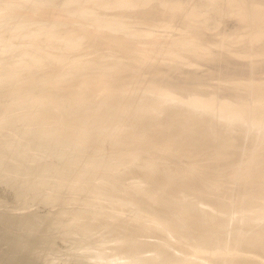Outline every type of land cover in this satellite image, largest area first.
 I'll return each instance as SVG.
<instances>
[{
	"label": "bare ground",
	"instance_id": "obj_1",
	"mask_svg": "<svg viewBox=\"0 0 264 264\" xmlns=\"http://www.w3.org/2000/svg\"><path fill=\"white\" fill-rule=\"evenodd\" d=\"M93 1L92 3H94ZM146 1H152V9L142 12L143 14L136 15L135 13L123 11L111 14L127 19L135 17L151 19L157 18L159 15H171V10L164 9L162 7L163 5H167L170 8L175 6H184L187 9L186 17L179 22H183L185 26L190 27L194 24L198 16L204 15L203 21L209 22V24L205 25L211 26L212 24L210 23L219 19L217 16L218 13H209L210 10L214 9L218 10V12L224 11L229 14L231 12L236 13L239 16L246 14V19H249L252 23L253 36L258 37L264 35V0H117V2L123 3H141ZM36 4L39 5L40 3L36 2ZM62 6L63 4L59 7ZM117 6L119 7V5ZM91 11H93V9ZM98 12L101 13L102 11ZM111 14L108 16H112L110 18L114 19L115 17ZM100 15H96L95 17H101L102 15ZM103 16H105V14H103ZM42 19L45 20V18ZM25 20H23V22H25ZM39 20L41 22V19H38V21ZM232 20L235 19L232 18ZM117 21L119 20L117 19ZM230 21L231 20H229V22ZM40 22L38 24H40ZM44 22L42 21L41 23ZM106 22L105 23L108 24L111 21ZM232 22L230 25H234ZM56 23L58 28H60L57 21ZM35 24H37V22ZM121 24H123V21ZM206 26H203V28H210ZM172 27L174 26L172 25ZM192 27L195 28V26ZM62 28L63 27H61L60 30ZM64 28H67V31L65 30L66 32H63L68 35V40L77 38L81 40L80 45L90 44V46H88L91 48L90 51L96 48L98 51V46H101V36H97L94 40H92V42L88 43L89 40H85L83 33L80 29H78V27H70L71 29L69 27ZM201 28L195 29L202 34L203 28L202 30ZM39 29L41 28L39 27ZM214 29L218 30L217 28ZM33 31L35 32V30ZM168 31L169 30H167V32ZM195 35L197 36L198 34ZM229 38H227L228 44L230 43ZM211 39L213 40V38ZM178 41L179 39L176 42L178 43ZM190 41L192 40L190 39ZM198 41L200 40L198 39ZM187 42L188 41H186V43ZM226 42L224 40L222 45ZM209 45L210 44H208V46ZM121 47L124 49L130 48L127 43L121 44L120 47L115 46L114 48L116 49ZM215 47H218V44L217 46L215 45ZM252 49L255 50L254 48ZM20 50H23V47L22 49L20 48ZM29 50L30 52L27 51V53H25L24 51L25 54H22L24 57L26 54V56L29 55L27 58L25 57L23 61H14V59H12L10 62L3 63L2 60L4 57H0V95L10 94L8 95L10 97H12L11 95H14L12 100L7 99V101L4 100L5 102L0 104V110L4 107H6V109L9 108L8 106L11 107V105H13V103L15 104V102L25 103V105L27 103H32L36 108L34 111L31 110L32 112L27 110L28 112L26 114L22 113L20 116L11 115V118L6 116L7 119L4 117L6 120L3 122H5V124H13V126H16L24 120L29 122L28 120L44 119V122H47L48 125L43 122L47 126H40V128L36 129L32 128V130L27 131L22 130L23 132L21 131V134L18 131L21 136H19L20 138L16 136L18 138L16 139L15 137L14 139L16 140H13L11 137L0 138V181L13 186L17 193L21 194L26 189H29L28 187L31 185L32 187H40L39 185L43 183L45 184L46 181H48L40 179L36 176L37 172L39 173L43 170L51 171L52 176L54 178H58V183L67 178L87 181L93 177L92 172L94 169L96 170L99 167H103L105 170H115L120 162L126 163L128 161L135 160L139 162L137 164H140L139 168L132 169L128 172V174L130 173L136 177V184L135 186L133 184V187H136L153 199H156L159 195V197H161V203L159 206H154L150 199L136 193L134 188L125 187L123 186V183L121 184L118 182L122 180L123 175H116L115 173H109L106 171V179L103 178L104 181L102 183H97L98 185L94 186L95 190L103 195L118 200L119 204L127 205L136 213L137 216L141 215L144 210L148 211L150 213V215H148V219L150 220L149 224H141L140 222V225L122 222L117 225L112 223L109 226L102 227L104 223H110L109 220H107V216H105V218L103 215V218L100 219L94 218L87 212L88 210H81L82 208L74 209L71 212H55L54 214L47 216V221H43L39 215L34 213H23L18 215L0 213V249L3 250V252H0V264H93L91 262L92 260L98 261L99 263L97 262V264H219L221 259L216 258L213 255V252L216 251V248L218 247L235 250L238 246L243 245L242 243L251 244L257 248L264 246V216L263 218L260 216L264 213V204L261 203L262 205H259L263 208L261 209L259 207V210L263 211L261 214L259 212L255 213L254 210H249L252 203L255 202L254 197L256 196L254 195L256 193L258 194L260 190L263 194L264 189L262 191V187L264 186L257 187L258 189L249 190L248 188L251 185L250 182H253L255 178L259 179L260 176L264 175V168L263 170H257V168L264 167V81L246 79L240 81V83H242L247 90V93L245 92L246 95L243 92L246 97H249L247 94H253L252 96L254 100L255 98L257 99L259 94H263V97L259 95L258 104L254 106L251 103V96L249 97L251 100L250 102L249 100L247 101L242 99L244 96L243 93L242 98H240L241 94L239 93L237 96L235 91H232L233 93L224 92L223 94L225 95H217L213 93L214 91L202 93L200 90L199 92V89H197L199 86L196 84L200 79H206L207 76L204 75V77L201 75L202 73L199 74L196 71L186 72V69L184 72L187 74L183 73V75H181L179 73L182 72H179L177 67L157 69V76L166 72L165 75L162 76L163 79L160 78L162 83L156 84L155 81V84H151L150 82L145 86H141L139 82L137 84H133L131 82V78L123 77L122 74H119V71L122 70L120 69L121 66H124V63L126 62L117 59L115 56L109 58L108 55H104L95 59L96 65L90 67L91 69L74 71L73 68L75 65H71V63L69 65L67 64V61L70 58H67L68 56L57 50H42L41 52H31V49ZM220 54L222 55V53ZM243 55L241 54V56ZM69 56L71 57L70 54ZM131 56L137 57L134 54H131ZM71 60L69 61L72 62ZM252 60L254 62V58ZM74 61L76 60H73V62ZM243 61H238L234 58L226 56L223 57V63L225 62V66L222 63H218V65H223L224 67L221 66V68L218 67L217 69L216 66L215 70H218L216 72L221 74L223 77H228L230 74L233 75L232 73L243 75L245 73L252 72L254 69L258 68V65L261 67L260 65L262 64L261 62H257V66L254 64V66H251L249 63L252 61H248V63H246L247 60L245 62ZM127 63H129L128 66L125 67V65L124 68L123 66L122 68L130 72V69L133 66L131 63L133 62ZM215 65L217 64L215 63ZM262 65L264 66V63ZM263 66L262 68L264 69ZM113 69H115V71ZM258 69L260 70V68ZM112 70L114 71V75L115 72L118 74L116 77H110ZM39 71H42V73ZM256 71L255 73H257ZM118 81L121 83H117ZM187 81L189 84H192V82L194 83L192 85L193 88L192 86L191 88L188 86ZM26 83L28 84L27 88L21 87ZM194 86L197 88L195 89ZM172 88H175L176 91L178 89V91L174 92ZM187 89H189L188 93H190V90L192 89L193 91L195 90V94H193V92L191 94L186 93L184 90L187 91ZM196 90H198L200 95H196ZM93 92L100 93V95L102 94V97L100 96L101 99L94 103L89 101L90 94ZM246 97L244 98L248 99ZM8 110H10V108ZM42 111H44L43 116L45 118L42 117ZM123 113H126L127 116L125 120L121 122L123 123L121 130L126 132L122 134L123 136L119 135L115 142L122 145L132 146L134 147L133 151L121 153L113 158H107V156L90 158L86 156L82 157L77 154L75 150V140H78L80 137L92 138L95 134L98 135L106 132L110 127L111 121L113 119H116V121L120 120ZM7 115L10 116L9 114ZM108 131H110V129ZM184 138L186 140H184ZM237 142H239V144H247L248 142V147H250L252 151L251 158L258 160L259 162L255 167L257 171H246L247 175L242 176V178L248 177L250 180L254 178L250 182H248L249 180L247 178L248 181H245V183L248 182L247 184H249V186L247 188L243 187V191L241 189V191L244 192L250 200L243 194L241 198L242 201L243 198H246L248 201L246 203L243 202L244 204L237 205L242 208L243 206L241 205L248 206V204H250L249 209H247L248 207L245 208V206L244 208L247 209L249 213L252 211L254 215L257 214L260 217L255 218L253 214L250 216L248 211L245 209L242 208L245 210L244 212L242 209H239L242 210L243 213L239 210L237 211L241 214L238 213V215L236 213L235 221L228 230L221 228L220 225L228 217L229 213L226 210L229 209V203L220 202L207 194L209 187L212 184H209L210 186L205 188L200 181V179H203L204 177L198 175H193L192 177L190 175L188 177L186 175V169L192 168L194 170V166H192L191 163L187 162L186 164L182 163L179 165L178 161V163L175 162L173 165H169V162L167 165H159L161 163L158 164V162L154 163L146 161L150 156L160 152V149L166 145H172L175 147L190 145L196 149H206L216 145H223L226 147H228L227 145H231L232 147V144H235L233 147L236 145L238 147V144H236ZM245 146L247 145H244V147ZM29 147H32L33 149L35 148L40 152L31 154L28 151ZM239 148L240 147H238V149ZM225 151L226 150L222 153L227 155L232 153L228 150L226 152ZM235 152L237 153V151ZM231 155L229 154L228 156ZM167 156L168 160H172L173 157H175V155L173 156L172 154ZM236 157L238 158L239 156L237 155ZM74 166L79 167L77 169H73ZM21 173L28 175V179L24 182H19L20 180L18 181L17 174ZM53 177L51 179H53ZM53 181L51 184L56 182L54 181L53 183ZM260 181L261 180L256 182L254 181V183H260ZM257 184L255 186H257ZM67 185L70 186L71 190L73 189L71 186L72 184ZM51 188H53V186ZM241 191L239 194L242 193ZM252 193L254 194L252 195ZM263 196L264 194L260 196L261 199H263ZM261 199L256 198V202H258L257 200L260 202ZM262 202H264V199ZM256 204L253 203L255 207ZM216 208L221 211L218 212L219 210H216ZM223 212L224 214L221 215ZM187 215H194L196 218L194 220L192 219L190 223H187L183 219L184 217H187ZM74 217L82 218L83 223L73 222ZM208 217L211 220L218 222L219 225L212 226L213 224L207 222ZM136 221L137 223L139 222L135 219V222ZM142 223H145V221ZM6 226L21 228L23 229V232L16 233L9 231L6 229ZM152 226H157L162 230L161 233H156V235L154 234L156 238H152V236H150L155 231L152 230ZM41 230L47 231L50 237H41L37 235V232ZM119 234H126V238H121L119 241L114 239L115 242L110 245L94 243V241L98 238H112L119 236ZM56 237L63 241L62 245L57 244L55 241ZM141 250L144 251V253L143 251L141 252L143 253L142 255L139 253ZM236 253L237 251L235 254ZM229 263L263 264L260 260L256 261V259L251 260L244 257L236 260L230 259Z\"/></svg>",
	"mask_w": 264,
	"mask_h": 264
},
{
	"label": "rangeland",
	"instance_id": "obj_2",
	"mask_svg": "<svg viewBox=\"0 0 264 264\" xmlns=\"http://www.w3.org/2000/svg\"><path fill=\"white\" fill-rule=\"evenodd\" d=\"M32 1H35V2H32ZM39 1L40 0H37V1L36 0H0V57H4V59L2 60L3 63L10 62V61H12V59H14V61H21V60L23 61L25 59V57L27 58L29 55L26 56L27 55L26 54L24 57L22 54L27 53V51L30 52L29 49H31V52H37V51L41 52L42 50H53V51L57 50L60 53H63L66 56H68L67 58H70L69 60L72 59L71 60L72 62H73V60H76L73 63L70 62L69 60L67 61L68 65L70 63H71V65L72 64L75 65L73 68L74 71H82V70H89V69H91L90 67H93L94 65H96L95 64L96 58H100L104 55H108L109 58H112L113 56H115V57H117V59H119L123 62H126V63H124V66L126 65L125 67H127L129 64L127 62H133V63H131L133 66L130 69V72L127 70H124L123 65H122L123 68H122V66L120 68L122 70L119 71V74H122L123 77L131 78V82L133 84H137L139 82L141 84V86H145L147 83H150V82H151V84L152 83L155 84V81H156V84H160V83H162L160 80L163 79L162 76H164L166 72L161 73L160 75L157 76L156 70L157 69H167V68H171V67H177L178 71L182 72V73H179L181 75H183V73H185L184 71L187 69L186 72L187 71L188 72L196 71L199 74L202 73L201 74L202 76H204V75L207 76L206 79H202L203 81L200 79L197 82L196 85L199 86L198 88L195 87L196 85L194 86L195 89L196 88L199 89V92H200V90L202 93H208V92L214 91L213 93H215L217 95H225V94H223L224 92L228 93V92H232V91L234 92L235 91L236 95L237 94L239 95V93L241 94V97L239 96L240 98H242L243 92L247 93L246 88L243 86L242 83H240V81L245 80V79L246 80L264 81V69L262 68V66H263L262 64L264 63V62H262V61H264V35L258 36V37L253 36V34H252V23L249 19H246V16H247L246 14H243V16L240 15L241 16L240 17L236 13L231 12L232 14L231 13L229 14V13L224 12V11L218 12V10L212 9V10H210L209 13H216V14L218 13L217 16L219 19L217 21H214L213 23H210V24H212L211 26L207 25L210 28H203V26H206L205 24H209V22L203 21L204 15L198 16L196 18L194 24L191 25L190 27H187L183 24V22H179L184 17H186L187 9L184 6H175V7L170 8L167 5L166 6L163 5L162 7L164 9H166V10L170 9L171 10V15L170 16L159 15L157 18H151L152 19L151 20L150 18H147V17H146L147 19H144L141 17H135V18H130V19H127L124 17L121 18V16L117 17L116 15L114 16L111 13L123 11V12L135 13L136 15L143 14L142 12H146V11L152 9L151 8L152 7V4H151L152 1H146V2H141V3L140 2L123 3V2H117V0H114V1L113 0H94V1L93 0H66V1L65 0H63V1H61V0H57V1L41 0L40 2ZM60 1H61V3H60ZM92 1L94 3H92ZM36 2L40 3L41 5L36 4ZM45 2H47V3H45ZM34 3H35V5H34ZM42 3H44V4H42ZM59 3H60V5H59ZM56 4L59 6H61V4H63V6L59 7ZM98 5L101 7H99ZM117 5H119V7ZM91 8L93 9V11H91L92 10ZM129 8H130V10H129ZM88 9H90V10H88ZM98 11H102V12L99 13ZM90 12H93V13H90ZM106 13L108 15H110V14L113 15L115 18L114 19L110 18L112 16H108ZM103 14H105V16H103ZM182 14H183V16H182ZM247 14H249V13H247ZM96 15H98V16L100 15L101 17H98V16L95 17ZM107 16H108V18H107ZM24 18L25 19L27 18V19L25 20ZM36 18H37V21H36ZM42 18H45V20ZM46 18H48V19H46ZM232 18L235 20H232ZM38 19H41V22L42 21L46 22V20H47V22H46L47 24L45 22H44L45 24L41 23L40 20L38 21ZM117 19L121 22L117 21ZM23 20H25V22H23ZM51 20L53 21V23ZM102 20H105V21H102ZM168 20H169V22H168ZM229 20H231V21L229 22ZM49 21H50V24H49ZM56 21L58 22L60 28L63 27L61 30H60V28H58ZM106 21H108V22L111 21V22H109L108 23L109 25H108V24H106L107 23ZM122 21H123V24H121ZM36 22H37V24H35ZM39 22H40V24H38ZM228 22H229V24H228ZM231 22L234 25H230ZM172 25L174 27H172ZM45 26H46V28H45ZM56 26H57V28H56ZM75 26L81 30V32L84 35L85 40H89L88 43L92 42V40H94L97 36L102 37V43H101V46H98V51H97V48L90 51L91 48L88 47V46H90V44L80 45L81 40H79L77 38H74L76 40H74V39L68 40V35L66 33H64L67 31V28H64V27L75 28ZM192 26H195V28H201L202 27L203 28L202 34H200L199 31ZM39 27L41 29H39ZM34 28L38 29L39 31L34 29ZM202 28H201V30H202ZM214 28H217L218 30H216ZM205 29H207V30H205ZM29 30H30V32H29ZM33 30H35V32ZM167 30H169L168 32H171V33H168ZM55 31H57V32H55ZM61 32H62V34H61ZM189 32H191V33H189ZM192 32H193L194 36L192 35ZM58 33H60L61 35ZM195 34H198L197 35L198 37ZM190 36L193 38H191ZM202 36H204V37H202ZM216 36H218V37H216ZM229 36L231 39L229 38ZM209 37L213 38L214 41ZM29 38H30V40H29ZM196 38H198L202 42L198 41V39H196ZM200 38H202L204 40V42ZM206 38H208V39H206ZM227 38H229V42H230L229 44H228ZM178 39H179V41L177 43L176 41ZM182 39H184V40H182ZM190 39L192 41H190ZM195 39L198 43L195 41ZM66 40H68V41H66ZM77 40L79 41V44H78ZM206 40L207 41L209 40V41L207 42ZM224 40H225V42L227 40L226 43L228 44L229 48L227 47L226 43H223V45H222V42H224ZM70 41H72V42H70ZM76 41H77V43H76ZM186 41H188L187 42L188 44L186 43ZM215 41L218 43H216ZM205 42H207V43H205ZM212 42H215L216 44L212 43ZM247 42H249V43H247ZM24 43H27L28 45L24 44ZM123 43H127V45L130 46V48H126V49H124L123 47L116 48V49L114 48L115 46L120 47V45ZM200 43H203V44H200ZM22 44H24V45H22ZM75 44H77V45H75ZM179 44H180V46H179ZM208 44H210V45L208 46ZM217 44H218V47H215V45L217 46ZM247 46H249V47H247ZM22 47H23V50H20V48L22 49ZM26 47L28 48V50ZM245 47H246V49H245ZM252 48H254L255 50H253ZM216 49L217 50L219 49L218 53H217ZM24 51H25V53H24ZM66 53H69L71 55V57L69 56V54H66ZM220 53H222V55ZM131 54H134L137 57H133V56H131ZM241 54L242 55L244 54L245 56L244 55L241 56ZM72 56H74V57H72ZM219 56H221V57H219ZM226 56L234 58L235 60H238V61H243L245 58V60L243 62H245L246 60H247L246 63H248V61L249 62L252 61L251 63H249V65L251 64V66H254L260 62L262 64L260 65L261 67H259V65L258 66L256 65L258 68H260V70L256 67L257 69H254V71L245 73L243 75L238 74V73H232L233 75L230 74V75H228V77H223L221 74L216 72L218 70H215V69H216V66H217V69H218V67L221 68V66H223V65H218V63L224 64L225 62L223 63V57H226ZM251 58L252 59L254 58V62ZM220 59L222 62L220 61ZM211 62H212V64H211ZM156 63H158V64H156ZM215 63L217 65H215ZM224 66H225V64H224ZM190 68H193V69H190ZM113 70L115 71V69H113ZM113 70L111 71L112 74L110 73L111 74L110 77H114V76L116 77V75H118V74H116V72L114 75ZM256 70H259V71H256ZM255 71L258 73V75H257V73H255ZM39 72L42 73V71H39ZM250 73L252 74V76ZM185 74H187V73H185ZM234 75H235V77H234ZM247 75H250V76H247ZM232 79H234V80H232ZM114 81H115V79H114ZM188 81H187V83H188ZM204 81H206V82H204ZM117 83H121V82L118 81ZM190 84L188 83V86H190V88H191V86L194 83L192 82V84L191 85ZM27 85L28 84L26 83L25 85H22L21 87L27 88L28 87ZM67 88H70V87H67ZM192 88H193V86H192ZM172 90L174 92L178 91V89L176 91L175 88H172ZM180 91H183V90H180ZM184 91L186 93H188L189 89H187V91L186 90H184ZM194 91L192 89V90H190V93H188V94H191L192 92H193V94H195ZM196 91H197L196 95H198V94L200 95L198 90H196ZM244 93H243V95H244ZM246 93H245V95H246ZM8 95H10V94H8ZM8 95H0V104L5 102L4 100H6V101H7V99L12 100V97L14 95H11L12 97H10ZM245 95L243 96L242 99L247 100V101L249 100V102H250L251 101L250 98H251L252 99L251 103L254 106H256L258 104L259 95L263 97V94L262 95L257 94L258 95L257 99L255 98L256 100L255 99L253 100V96H252L253 94L252 95L247 94V96H249V97L251 96L250 98L246 97ZM100 96L102 97V94L100 95V93L93 92L92 94H90L89 101L90 102L92 101L93 103L97 102L101 99ZM244 97H246L248 99H245ZM255 97H256V95H255ZM255 102H257V103H255ZM26 105H25V103H16L15 102V104L13 103V105H11V107L8 106L10 108V110H8L9 108L6 109V107L1 108L0 118H1L2 122L0 120V132H1L0 138L11 137L13 140H16V139L20 138L19 136H21L20 134H21L22 130L27 131V130H32V128H34V129L40 128V126L44 127V125H45L44 123H46L48 125L47 122H44L45 121L44 119L28 120L29 122L24 120V121H21L20 123L18 122L19 124H17L16 126H13V124H5V122H3L4 120L7 119V117L11 118L13 115L14 116H20V115H22V113L26 114L28 111L32 112L36 108L35 105H33L32 103H30V104L27 103ZM12 106H13V108H12ZM43 112L44 111L41 112L42 117L45 118L43 116ZM7 114H9L10 116H8ZM126 116H127V114L123 113L120 120L116 121V119H113L114 121L113 120L111 121V123H110L111 128L109 127L110 131H108L109 130L108 129L107 130L108 132L106 131V132L100 133L98 135L95 134V136H93L92 138L91 137L90 138L89 137L88 138L80 137V138H78V140H75V142H76L75 150H76L77 154L81 155L82 157L86 156V157H90V158H95V157H99V156H103V157L107 156V158H113L115 156H118L121 153H128L130 151H133L134 147L128 146V145H122V144H119L118 142H115V140L119 137V135L123 136L122 134H124L126 132V131L124 132L121 130V127H123V123H121V122L123 120H125ZM4 117H6V119ZM23 122H25L26 124ZM41 124H43V125H41ZM26 125L30 126L31 128L27 127ZM37 125H39V126H37ZM47 125H45V126H47ZM20 126H22V127H20ZM19 127H20V129H19ZM18 131L20 134L18 133ZM101 134L103 135V137ZM15 137H16V139H14ZM184 140H186V139L184 138ZM236 144H238V147H240L239 149H238L237 145L233 147V145H235V144H232V147H231V145H227L228 147L223 146V145H216V146L209 147L206 149H196L190 145H182L180 147H175L172 145L171 146L166 145L160 149V152H158L157 154H155L153 156H150L148 158V160H146V161L154 162V163L158 162V164L161 163L159 165H167L169 163H170L169 165H173L175 162L178 163V161H179V165H181L182 163L186 164L187 162L191 163V165L194 166V170L192 168L186 169V171H185L186 175L188 177L190 175H191V177L193 175L194 176L198 175V176L204 177L203 179H200V181H201V184L205 188H208L210 186L209 184H212L209 187L207 194H209L211 197L219 200L220 202L229 203V209L226 210L229 213V214L227 213L228 217L220 225L221 228L228 230L231 228L232 224L235 221L236 213L237 214L239 213L237 211L239 209H242V208L245 209L246 207H248L247 209H249L250 204H248V206L247 205H241V206H243L242 208L239 207V205H237V204H244L248 201L247 199H249V198L247 197V195L244 194V192H242L243 187L247 188L249 186V184H247V183L252 181L254 178L252 180H250L247 177L249 180L248 181L247 178L243 177L244 178L243 179L242 176L247 175V172L257 171L260 169L263 170V168H264V167H260V168H257V170H256L255 167L258 165L257 163H259V162H258V160L251 158L252 157L251 156L252 151H251V148L248 147V145H249L248 142H247V144H244V143L241 144L240 143L241 144L240 145L239 142H237ZM244 145H247V146L244 147ZM186 146H188L189 148ZM221 146H222V148H221ZM229 146H230V148H229ZM235 147H237V148H235ZM225 148H227V149H225ZM231 148H233V149H231ZM162 149L164 150V152ZM224 150H226V151L228 150L229 152H232V153L234 151L235 154L239 153V154H237L239 157L237 158L236 157L237 155H235L234 153L233 154L235 156L232 153H229L230 155L231 154L232 155L228 156L229 154L227 155L225 153H222V152H224ZM28 151L31 154H34V153L36 154V153L40 152L39 150H36L35 148L33 149L32 147H29ZM235 151H237V153ZM169 152H172V153H169ZM163 153H165V154H163ZM171 154L173 156L175 155V157H173L174 160L173 159L168 160L167 155H171ZM233 156H234V158H233ZM165 159H166V161H165ZM234 159H236V160H234ZM228 160H230V161H228ZM138 163L139 162L135 161V160L128 161L126 163L120 162L117 165L118 169L116 168L115 170H110V171L105 170V168H103V167H101V168L99 167L96 170L95 169L93 170V172H92L93 177H91L87 181H85V180H74L72 178H67L64 181H61L58 183V178L57 177L54 178L51 174V171L43 170V171H40L39 173L37 172L36 176L40 179H44V180H48V181H46L45 184L43 183V184L39 185L40 187H36V186L32 187V185H31L28 187L29 189H26L21 194L17 193L16 189L13 186H11V185L3 182V181H0V213L14 214V215L23 214V213H34V214L39 215L43 221H47L46 220L47 216L50 214H54L55 212H59V211L71 212L74 209H81L82 208L81 210H88L87 212L94 218L100 219V218L107 216V220H109L110 223H104V225H102V227L103 226H109L112 223L117 225V224L122 223V222H128V223H133V224H140V222H141V224H149L150 220L148 219V215H150V213L148 211L144 210V212H142L141 215L137 216L136 213L133 210H131V208H129L127 205L119 204L118 200L111 198V197H108L106 195H103V194L97 192L94 188L95 185L102 183L104 181V179H106V176H105V175H107L106 171L109 173H115L116 175H123L122 180L118 181V182H120L121 184L123 183L124 184L123 186H125V187L134 188L136 193L143 195L147 199H150L151 202H153L154 206H159L161 203L160 202L161 197H159V195L157 196L156 199H153L152 197H149L147 194L141 192L136 187H133V184H134V186L136 184V177H134L130 173L128 174V172L131 171L132 169L139 168L140 164L137 165ZM126 165H127V167H126ZM78 167L79 166H74L73 169H77ZM226 167H228V168H226ZM253 168H255V169H253ZM207 170H209V171H207ZM196 172H199V173H196ZM156 174H159V173H156ZM11 175H14V174H11ZM17 176H18V181L20 180L19 182H21V181L24 182L28 179V175L25 173L17 174ZM52 177H53L54 181H56L55 183H54L53 179H51ZM51 180L53 181L54 184H51V182H52ZM259 180H261L260 183L257 182L258 184L256 183L257 186H255L256 184L254 183V181L256 182ZM245 181H248V182L245 183ZM254 181L250 182L251 185L248 187L249 190L250 189H258L257 187L264 186V175L260 176L259 179L255 178ZM262 181H263V183H262ZM66 183L70 184V185L72 184L71 186L73 188L72 189L73 191L70 189V186L67 185ZM89 183H90V185H89ZM54 185H55V188H54ZM130 185H132V186H130ZM52 186H53V188H51ZM88 187H89V189H88ZM44 189H45V191H44ZM50 189H51V192H50ZM74 189H76V190H74ZM241 189H242V191H241ZM263 189H264V187H262V191H263ZM240 191L242 192L241 194H239ZM259 192H258V194L256 193L254 195L256 197L253 196L255 199V202H253V203L254 204L259 203V204H256V207H255V205H253V203H252V206L250 207L249 210H252V211L254 210L255 213L259 212L261 214L263 211H260L259 209L260 208L263 209V208H262V206L260 207L259 205L264 204V202H262L264 199V196H263V199H261L260 196H262L264 194V191H263V194H262V192H260L261 194ZM243 194L246 196L247 199L243 198V201H242L241 198H242ZM253 194L254 193H252V195ZM46 195H47V197H46ZM50 195H52V196H50ZM103 197H105V198H103ZM256 198L261 199L260 202H259V200H257L258 202H256ZM244 206H245V208H244ZM247 209H245V210L248 211ZM216 210H219V209L216 208ZM242 210H239V211L242 212ZM245 210H243V212ZM220 211L221 210H219L218 212H220ZM252 211H251V213H249V211H248L250 216L253 214V216H255V218L256 217L259 218L260 216H262L261 218H263L264 213H262L260 216H258L257 214L254 215V213H252ZM224 212L221 213V215H223ZM239 214H241V213H239ZM195 218L196 217L194 215H190V216L187 215V217H184L183 219L185 222L190 223L192 221V219L194 220ZM135 219L138 220L139 222L138 223H137V221L135 222ZM189 219H190V221H189ZM82 221H83V219L79 218V217H74V219H73V222L83 223ZM143 221H145V223H142ZM207 222H209L210 224H213L212 226L219 225L218 222L211 220L209 217L207 218ZM152 228H153L152 230H155V231L150 236H152V238H156L155 237L156 233H161L162 230H161V228H159L157 226H152ZM6 229L9 231H12V232H16V233H22L23 232V229L15 227V226H6ZM37 235H39L41 237H50L49 233L47 231H44V230L38 231ZM123 235L119 234V236H115L112 238L111 237L98 238V239H96V241H94V243H97V244L99 243L101 245H110L111 243L115 242L114 239H116V241H119V240H121V238L122 239L126 238V234H123ZM55 241L57 242L58 245L63 244V241L60 238L56 237ZM242 244L243 245H240L237 248H235V250H233V249L230 250V249H227L224 247H221L222 248L221 249L220 247H218V248H216V251L213 252V255L216 258L221 259V262L219 264H221V263L222 264H230L229 263L230 259L236 260L238 258H243V257L251 259V260L256 259V261L260 260V262H263V264H264V246L257 248L256 246H253L251 244H245V243H242ZM257 250H258V252H257ZM142 251L143 250L139 251V253H141ZM236 251H237V253L235 254ZM238 251H239V253H238ZM0 252H3V250L0 249ZM143 253H144V251H143ZM143 253H141V255ZM247 253H249V254H247ZM239 256H241V257H239ZM259 257H260V259H259ZM91 262L93 264H97L98 261L92 260Z\"/></svg>",
	"mask_w": 264,
	"mask_h": 264
}]
</instances>
